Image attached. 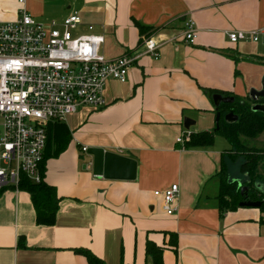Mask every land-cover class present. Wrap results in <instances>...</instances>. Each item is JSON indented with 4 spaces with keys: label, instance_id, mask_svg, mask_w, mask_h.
Returning a JSON list of instances; mask_svg holds the SVG:
<instances>
[{
    "label": "crops",
    "instance_id": "1",
    "mask_svg": "<svg viewBox=\"0 0 264 264\" xmlns=\"http://www.w3.org/2000/svg\"><path fill=\"white\" fill-rule=\"evenodd\" d=\"M21 9L43 21L76 13L104 35L107 58L139 51L146 37L160 48L158 58L143 55L131 66L125 82L106 81L104 106L59 122V135L68 138L50 144L43 176L59 198L52 224L36 222L28 191L0 190V264H89L80 249L105 264H154L147 241L161 264H264V212H219L216 174L229 145L217 146V136L204 147L176 142L184 117L194 121L190 132L214 129L215 106L203 88L240 99L261 88L264 34L247 54V42H256L231 43L227 33L264 27V0H0V21L16 19ZM187 21L194 23L193 43L183 35ZM137 23L153 32L140 35ZM82 147L129 158L134 172L115 162L110 176L95 175ZM173 183L179 192L168 215L154 192Z\"/></svg>",
    "mask_w": 264,
    "mask_h": 264
},
{
    "label": "built area",
    "instance_id": "2",
    "mask_svg": "<svg viewBox=\"0 0 264 264\" xmlns=\"http://www.w3.org/2000/svg\"><path fill=\"white\" fill-rule=\"evenodd\" d=\"M262 34L264 27L228 31L227 36L231 43L256 42ZM183 35L193 43V21L185 23ZM103 43L104 35L76 13L43 21L21 9L16 19L0 21V190L18 189L23 177L42 180L48 123L63 121L79 108L104 106L107 80L125 82L143 55L159 57L160 45L151 37L143 39L139 51L112 58L101 52ZM190 134L185 129L176 142L183 145ZM178 192L177 183L154 192L168 215L175 213Z\"/></svg>",
    "mask_w": 264,
    "mask_h": 264
},
{
    "label": "trees",
    "instance_id": "3",
    "mask_svg": "<svg viewBox=\"0 0 264 264\" xmlns=\"http://www.w3.org/2000/svg\"><path fill=\"white\" fill-rule=\"evenodd\" d=\"M137 26L140 35L148 36L153 32L148 26L139 23H137ZM231 57L235 62H238V56L231 55ZM244 59L254 61L253 56H246ZM203 89L210 96H213L215 93H220L223 96L231 95L234 97V101L232 103H220L215 107V113H220L218 129L191 132L190 139L183 145L187 148L204 147L212 145L217 135L225 138L230 147L221 152L220 165L216 174L219 179L217 200L220 214L222 215L228 210H234L239 206L241 201L245 200L262 201L259 208L264 212V190L259 186L260 184L264 185V177L258 172V165L264 160V148L249 146L241 140L243 136L246 138H253L264 130V112L252 110V106L255 102L264 104V98H258L253 101L249 96L246 99H240L230 93L222 92L217 89ZM229 111L237 115V120L234 123H227L224 120V115ZM61 131H63L62 124L59 122L47 124V141L43 152V158L40 162L42 180L39 183H34L23 177L19 185V188L30 193L36 211V222L39 224H52L58 209L59 198L53 188L43 180V176L50 144L56 143L57 146L60 147L62 142H66L68 138L67 135H59ZM237 157L242 159L239 171L242 174H248V185H252V187L248 186L244 191L239 187V182L237 180L229 179L227 175L228 161ZM172 236L176 238L174 234L171 233V241ZM78 252L85 255L89 264H105L102 259L88 250L80 249ZM146 252L152 256L154 264H161L160 251L158 248L154 247L150 241L146 243Z\"/></svg>",
    "mask_w": 264,
    "mask_h": 264
},
{
    "label": "water",
    "instance_id": "4",
    "mask_svg": "<svg viewBox=\"0 0 264 264\" xmlns=\"http://www.w3.org/2000/svg\"><path fill=\"white\" fill-rule=\"evenodd\" d=\"M249 97L255 101L258 98H264V82L261 85L260 89L251 88L249 91ZM212 100L214 106L217 107L220 103H232L234 101V97L231 95L223 96L220 93H215L212 96ZM253 111H261L264 112V104L263 103H254L252 106ZM219 120H220V113H215V127L214 129H218L219 127ZM224 120L227 123H234L237 120V115L234 114L232 111H229L224 115ZM194 121L189 117L183 118V127L188 129L190 125H192ZM87 154L93 157V173L95 175H104L110 176L111 172L110 169L114 167L115 162H118L120 166H123L125 169L129 168V174L134 172L135 169V161L122 157L120 155H116L110 152H105L101 148L97 147H90L87 149ZM132 176V175H131ZM245 188L242 189L244 191ZM262 201H251L245 200L239 203V206H250V207H260Z\"/></svg>",
    "mask_w": 264,
    "mask_h": 264
},
{
    "label": "rangeland",
    "instance_id": "5",
    "mask_svg": "<svg viewBox=\"0 0 264 264\" xmlns=\"http://www.w3.org/2000/svg\"><path fill=\"white\" fill-rule=\"evenodd\" d=\"M260 44H261V41L256 42V43L247 42L244 51H246L247 54H250L253 52V50L256 48V46H258ZM259 50L260 49H258L256 52H258ZM263 51H264V49H263ZM260 52H262V49L260 50ZM263 55H264V53H263ZM79 110H82V109L79 108L78 111ZM241 140L244 141L249 146L257 147V148H264V130L261 133L257 134L253 138H246L243 136V137H241ZM219 143L229 145V143L226 141L225 138L217 135V137H216L217 146H219ZM229 147H230V145H229ZM241 162H242V159L240 157H237L233 160L228 161L227 175H228L229 179L237 180L239 182V187H241L242 189L243 188L246 189L248 186L252 187V185H248V182H249L248 174H242L239 171V166H240ZM258 172H260V174H262L264 177V160L261 161L260 164L258 165ZM259 186L262 190H264L263 184H260Z\"/></svg>",
    "mask_w": 264,
    "mask_h": 264
}]
</instances>
